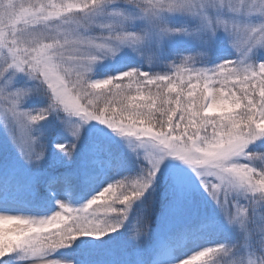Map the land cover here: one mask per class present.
Segmentation results:
<instances>
[{
  "label": "snow or ice",
  "instance_id": "6c2138e0",
  "mask_svg": "<svg viewBox=\"0 0 264 264\" xmlns=\"http://www.w3.org/2000/svg\"><path fill=\"white\" fill-rule=\"evenodd\" d=\"M0 133V264H152L161 182L173 235L264 250V0H0ZM237 249L176 264H264Z\"/></svg>",
  "mask_w": 264,
  "mask_h": 264
},
{
  "label": "rangeland",
  "instance_id": "374dc122",
  "mask_svg": "<svg viewBox=\"0 0 264 264\" xmlns=\"http://www.w3.org/2000/svg\"><path fill=\"white\" fill-rule=\"evenodd\" d=\"M175 43L177 46L182 47L184 44L183 38L177 37L175 38ZM229 52H231V49L226 50L225 55H227ZM137 60L141 59L140 57L136 58ZM104 64H108V61H104ZM114 63V62H113ZM133 66H137L135 63H133ZM144 70H152V71H165L166 70V64H161L159 66H155L152 69H149L147 64L140 65ZM105 71H108V69H105ZM110 74V73H109ZM187 79V76L184 77ZM219 87V85H217ZM99 91V90H98ZM153 91L155 89L153 88ZM129 95H136L134 89ZM26 107H40L43 106L41 103L40 98L38 97H32L26 102ZM50 120L52 121L53 124L56 125L57 131L59 132L56 136L50 137L49 139H55L57 142H63L65 139H68V137L61 132L59 122L55 119V117H50ZM146 126V125H145ZM49 127V125H45V128ZM4 141L3 134L0 133V144H2ZM125 151H127V148H125ZM163 190H164V183L161 182L160 185V196L163 197ZM202 191V189L200 190ZM74 192H76V189L74 188H64L60 186H53L51 189H49L48 193H43L41 192V195L50 197V204H51V209L54 210L56 207V200H64L72 203L74 206H79L80 204L84 203L86 198H82L81 201L76 202L74 199ZM164 199V198H163ZM78 200V199H77ZM9 205H12L16 208V210L19 211H24L28 214H36L35 212L32 211L30 206L28 204H14L11 200L8 199ZM98 203H104V201H98ZM0 204H2V201H0ZM95 208V205L93 206ZM166 210V203L164 201L163 204V209L162 211L158 214V219L155 223V225L152 226L150 230V238L147 243V247L149 252L151 253V260L152 264H176L178 258L183 257L184 255H187L191 251L197 250L199 247L206 246L209 243H216V242H223V243H229V244H237L238 249H237V255L240 256H247L256 259L259 261L260 257L255 256L257 251H255L254 248H251L248 246L244 250V245H243V232L237 227L233 228L229 226L228 230H224L227 232V235H223L221 237L213 236V238H202L196 243H188V244H180V245H174V246H169L167 244L166 247L162 249V247L166 244V241L170 240V236L172 237V230L170 226H166L162 223V216L165 213ZM101 212L103 209L100 210ZM46 214H51V210L48 211ZM264 250H261V252ZM260 252V254H261ZM255 254V255H254Z\"/></svg>",
  "mask_w": 264,
  "mask_h": 264
},
{
  "label": "trees",
  "instance_id": "16d2710c",
  "mask_svg": "<svg viewBox=\"0 0 264 264\" xmlns=\"http://www.w3.org/2000/svg\"><path fill=\"white\" fill-rule=\"evenodd\" d=\"M135 87H136V86L133 85V89H135ZM58 133H59V132L56 131L55 136H56ZM0 171H2V170H0ZM0 178H2V177H0ZM48 190H49V189L45 188V189L42 190V192H43V193H48V192H49ZM73 196H74V199L76 200V202L81 201V199H82V198H81V193H80L78 190H76V192H74ZM9 199L13 201V199H12L11 197H9ZM77 199H78V200H77ZM158 200H159V202L157 203L156 208H155V210H154V216H153V218H152L151 221H150V230H151L152 226L155 225V223H156V221H157V219H158V218H157V217H158V214H159V213L162 211V209H163V204H164V199H163V197L159 195ZM20 203H25V202L21 201ZM26 204H27V203H26ZM223 235H227V232L222 231V232H219V233H216V234L212 235V237H213V236H217V237H221V238H222ZM187 242H189V240L186 239V238H184L183 236L173 235L172 237L170 236V240L166 241V244H169V245H177V244L187 243ZM249 247L251 248V250H252V248H254L255 251H257L256 255H255V254H254V255L260 257V255H261L260 252H261L262 249H260L257 245H249ZM246 248H247V247H244V250H245ZM252 251H253V250H252Z\"/></svg>",
  "mask_w": 264,
  "mask_h": 264
}]
</instances>
